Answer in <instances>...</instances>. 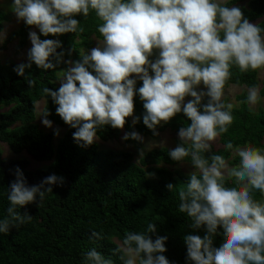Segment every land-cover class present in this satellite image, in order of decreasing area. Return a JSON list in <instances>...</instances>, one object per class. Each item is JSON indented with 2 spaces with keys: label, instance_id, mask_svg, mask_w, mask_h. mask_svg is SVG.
I'll list each match as a JSON object with an SVG mask.
<instances>
[{
  "label": "clouds",
  "instance_id": "obj_1",
  "mask_svg": "<svg viewBox=\"0 0 264 264\" xmlns=\"http://www.w3.org/2000/svg\"><path fill=\"white\" fill-rule=\"evenodd\" d=\"M224 4L225 0H14L12 10L44 36L77 32L79 22L72 17L95 12L102 21L98 26L102 46L90 54L82 53L81 61L62 72L58 91L43 88L58 105L57 114L76 129L74 140L86 148L94 143L97 128L124 127L134 111L136 80L130 77L135 74L143 82L138 92L146 109L143 123L149 129L154 130L161 121L168 122L181 110L191 120L190 126L179 129L182 144L170 152L175 161L190 157L195 168L189 182L178 191L179 211L192 218L193 228L206 225L203 239L198 235L185 237L188 259L195 264H264V202L252 195L253 190L264 195V151L250 144L234 147L227 143L226 149L239 157L235 166H229L222 155L210 159L203 155L211 149L210 142L228 131L233 120V105L222 102L230 67L235 65L241 72L264 67L261 28L242 19L238 7ZM29 35V61L45 70L54 68L49 58L55 56L57 63L61 61L63 53H57L60 41L41 40L35 31ZM154 49L159 50V58L153 63L149 56ZM25 67L16 69L18 75H24ZM201 83L206 92L195 90ZM186 96L194 99L183 104ZM205 96L209 100L201 113ZM258 99L259 89L249 88L247 101L255 104ZM48 114H42V123L51 127ZM129 138L142 141L136 132L123 137ZM15 174L7 196L10 206L0 219V233L31 221L32 216L18 212V206L35 203L37 198L43 201L53 186L64 183L63 177L52 174L29 186L18 167ZM226 177L234 178L236 186H227ZM167 187L172 189L173 185ZM218 225L223 226L225 238L220 247H213L212 236ZM155 231V223L150 222L144 232L125 233L122 246L115 250L122 253L119 258L123 264H169L162 255L167 237L153 240L148 233ZM91 236L103 238L95 231ZM85 260L113 264L95 248L86 253Z\"/></svg>",
  "mask_w": 264,
  "mask_h": 264
},
{
  "label": "trees",
  "instance_id": "obj_2",
  "mask_svg": "<svg viewBox=\"0 0 264 264\" xmlns=\"http://www.w3.org/2000/svg\"><path fill=\"white\" fill-rule=\"evenodd\" d=\"M223 6L238 7L242 19L260 27L264 36V0H226ZM72 18L79 22L77 32L48 36L40 30L37 32L41 40H58L61 43L57 49V53H63L61 61L57 63L55 56L49 58L54 68L42 69L29 58L20 64L0 61V109H7L0 112V143L14 154L26 153L33 160L50 162L47 167L31 170L27 159L3 158L0 149V219L7 215L10 206L7 196L11 182L16 179L17 167L29 186L39 184L52 174L64 180L62 186H53V192L48 193L43 201L37 198L35 203L17 207L18 212H28L32 219L11 228L8 233H0V264H90L85 256L93 248L112 259L113 264H123L119 258L122 253H115V250L122 246L125 233L144 232L150 222L156 225V231L148 233L153 240L167 237L166 251L162 255L169 264H195L187 257L185 237L198 235L203 239L207 234L206 225L193 228L192 218L179 211L178 191L189 182L191 174L169 168L187 163L195 170L190 157L175 161L170 156L174 149L162 147L146 150L135 160L131 151L100 148L96 141L86 148L81 147L73 138L76 129L63 121L56 112L58 105L43 92L45 87L58 91L57 73L68 68L66 60L73 62L74 66V62L82 60V49H93V38L103 40L98 32L102 21L94 11L90 10L87 17L80 13ZM5 20L6 14L0 10V32ZM35 27L23 21L3 41L2 47L16 42L14 51L21 52ZM79 28L84 31H79ZM158 58L159 51L154 49L149 60L154 63ZM29 64L31 66L27 67ZM20 65L26 66L22 76L16 71ZM263 68L241 72L237 66H231V75L223 90L229 85L248 89L255 86L259 95L264 96V79L260 83L258 81V73ZM92 74L95 75L94 72ZM149 74L154 76L151 69ZM142 85V80L136 81L133 115L126 118L124 127H99L97 139L103 142L118 140L121 130L125 134L136 132L141 137L152 138L165 129L178 133L181 127L190 126L191 120L181 110L168 122H160L154 130L149 129L143 123L146 109L138 92ZM247 97L245 91L236 96L238 104L231 109L232 123L228 125V131L217 138L218 144H211V149L203 153L206 159L222 155L230 166L238 164L239 157L234 155V150L225 147L229 142L234 147L250 144L264 151V110H253ZM208 100L207 96L202 98L201 113ZM39 102L43 103L42 121L45 118L42 114L47 111L46 118L54 125L67 127L56 143V132H46L35 122ZM222 102L226 105L225 101ZM137 118L134 124L133 120ZM125 141L132 142L135 148L141 147L139 140L129 138ZM181 144L178 141L176 147ZM226 181L227 186H236L234 178L227 180L226 177ZM169 184L173 185L172 189L167 187ZM252 195L264 202V195L259 190H253ZM94 231L100 232L103 238L92 237ZM224 238L223 226L218 225L212 236V246L220 247Z\"/></svg>",
  "mask_w": 264,
  "mask_h": 264
},
{
  "label": "rangeland",
  "instance_id": "obj_3",
  "mask_svg": "<svg viewBox=\"0 0 264 264\" xmlns=\"http://www.w3.org/2000/svg\"><path fill=\"white\" fill-rule=\"evenodd\" d=\"M226 1V0H225ZM14 3V0H0V10L3 11L6 14V20L2 22L3 25V30L0 32V61L4 62L6 60H10L16 64H20L22 62H26L28 60V51L32 48L31 40H30V35L28 37V44L27 46L19 53H15V45L16 42L10 43L6 45L4 48L2 47L3 41L15 30L19 28L23 20H20L17 18L15 13L12 10V5ZM35 31L36 33L39 31L38 27H35L31 30V32ZM94 39V47H100L102 46V41L96 38ZM92 50V49H91ZM91 50H81V53L85 54H90ZM158 50V49H157ZM159 51V50H158ZM67 62V60L65 61ZM68 68L73 66L72 64L66 63ZM67 68V69H68ZM67 69L59 71L57 73L58 75V80L57 84L60 86L61 83V74L62 72H65ZM130 78L135 79L136 81H139L140 79L133 74ZM264 79V68L261 69L258 73V81L259 83ZM197 92H206L207 89L201 83L198 85L196 88ZM242 91H245L248 94V88L244 86H236V85H229L225 90H223V96H222V101L226 102L227 104H232L233 107H236L238 102L236 101V96L239 95ZM191 96L185 97L183 104H186L189 102ZM182 104V105H183ZM36 113H35V122L46 132L49 131H55L56 135L54 137V143L57 142V140L63 135V133L66 131L67 127H59L56 126L52 123L51 127H47L42 123L41 120V109L43 106L42 102L37 103L36 105ZM249 106L253 110L257 109H262L264 110V96L259 95V99L255 104H249ZM6 108L0 109V112L6 111ZM163 122V121H161ZM58 133V134H57ZM125 133L123 130H121V136L118 140H113V141H100L99 139H95L97 144L99 145L100 148H111L115 150H124V151H131L134 153V158L137 160L141 154L149 149L153 148H162L166 147L169 149H175L176 144L178 141H181L178 133H174L172 131H169L168 129H165L163 131L157 132L155 137H142L141 142V147L140 148H135L134 144L132 142H126L125 139H123ZM211 144L217 145L218 144V139H216L213 142H210ZM0 149L2 151V156L3 158L6 159H15V158H24L29 161V168L31 170L34 169H39V168H44L47 167L50 162H42V161H36L33 160L29 155L26 153L22 154H14L12 153L5 144L0 143ZM229 164V163H228ZM230 166V164H229ZM172 170H180L185 174H191L195 170L187 163L179 164L177 166L169 167Z\"/></svg>",
  "mask_w": 264,
  "mask_h": 264
}]
</instances>
